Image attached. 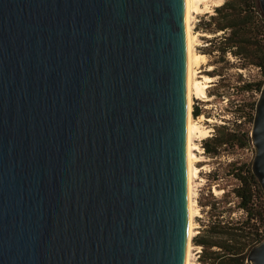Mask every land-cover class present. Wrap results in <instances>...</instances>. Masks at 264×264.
I'll return each mask as SVG.
<instances>
[{
  "label": "water",
  "instance_id": "obj_1",
  "mask_svg": "<svg viewBox=\"0 0 264 264\" xmlns=\"http://www.w3.org/2000/svg\"><path fill=\"white\" fill-rule=\"evenodd\" d=\"M186 46V0H0V264H185ZM250 139L264 193V80Z\"/></svg>",
  "mask_w": 264,
  "mask_h": 264
},
{
  "label": "trees",
  "instance_id": "obj_2",
  "mask_svg": "<svg viewBox=\"0 0 264 264\" xmlns=\"http://www.w3.org/2000/svg\"><path fill=\"white\" fill-rule=\"evenodd\" d=\"M207 21L199 23L202 30L213 34L221 32L223 39L218 48L221 55L227 52L242 57L241 66L254 65L264 76V16L258 0H223L213 7ZM220 35V36H221ZM263 81H243L238 91L260 90ZM256 100L245 101L236 107L237 119L225 120L214 126L212 135L202 140L204 152L218 157L223 150L233 151L236 147L253 150L250 129ZM193 114H199L197 107ZM228 174L236 179V184L219 196L209 189V219L194 236L195 244H200V259L208 264H246L249 248L264 237V193L251 170V160H231L227 164ZM230 193L233 196H230ZM235 198L234 207L242 209L244 216L233 218L224 211L232 210L230 202Z\"/></svg>",
  "mask_w": 264,
  "mask_h": 264
},
{
  "label": "rangeland",
  "instance_id": "obj_3",
  "mask_svg": "<svg viewBox=\"0 0 264 264\" xmlns=\"http://www.w3.org/2000/svg\"><path fill=\"white\" fill-rule=\"evenodd\" d=\"M223 0H204L200 3L201 9L199 12L193 13L192 29L199 32L195 47L198 51L206 56L205 62L200 63L197 69L201 73H206L214 77V79L206 87V96L191 97V115L195 121L205 130L203 135L196 136L195 142L200 150H195V153L202 158L200 161H194L197 167L196 177L193 178V203L195 206L194 221L196 226L193 228L194 234L191 237V264H208L200 259L201 248L200 244H195L193 238L199 233L209 219L208 206L204 203L210 200L209 191L219 196L223 192L231 190L236 184V179L228 174L227 163L231 160H251L253 150L239 148L230 150H223L220 156H208L203 149L202 140L205 137L212 135L214 126L223 123L225 120L237 119L238 115L235 112L236 107H242L245 101L256 100L259 91L252 89L251 91H238L237 87L243 81L255 82L264 80L263 74L258 67L248 65L242 67L244 62L242 57H235L229 52L221 55L218 45L223 39L221 32L215 34L202 30L199 23L207 21L209 14L213 13V7L220 4ZM221 35V36H220ZM211 65L210 69H207ZM199 75V74H197ZM197 107L199 114H193V109ZM247 126H251L250 122ZM209 189V191H208ZM230 196H233L230 193ZM235 198L226 206L233 208L232 210H225L224 215L231 214L233 218H240L244 216L242 209L234 207ZM198 255V256H197Z\"/></svg>",
  "mask_w": 264,
  "mask_h": 264
},
{
  "label": "bare ground",
  "instance_id": "obj_4",
  "mask_svg": "<svg viewBox=\"0 0 264 264\" xmlns=\"http://www.w3.org/2000/svg\"><path fill=\"white\" fill-rule=\"evenodd\" d=\"M204 0H186V48H187V73H186V91H187V208H188V235L186 243L185 264H191V237L194 234L193 228L196 226L194 221L195 206L193 203L192 182L196 177L197 167L194 161H200L202 158L195 153V150H200L195 142L196 136L203 135L205 130L199 125L191 115V97L206 96V87L214 79L213 76L206 73H201L197 66L205 62L206 56L204 53L197 50L195 47L199 32L192 29L193 13L199 12L201 9L200 3ZM212 66L209 65L207 69ZM199 74V75H197Z\"/></svg>",
  "mask_w": 264,
  "mask_h": 264
},
{
  "label": "built area",
  "instance_id": "obj_5",
  "mask_svg": "<svg viewBox=\"0 0 264 264\" xmlns=\"http://www.w3.org/2000/svg\"><path fill=\"white\" fill-rule=\"evenodd\" d=\"M198 256V255H197Z\"/></svg>",
  "mask_w": 264,
  "mask_h": 264
}]
</instances>
